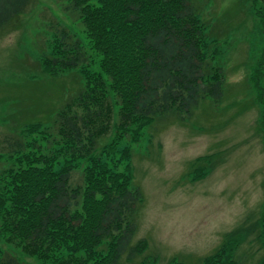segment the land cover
Returning a JSON list of instances; mask_svg holds the SVG:
<instances>
[{"label": "trees", "instance_id": "trees-1", "mask_svg": "<svg viewBox=\"0 0 264 264\" xmlns=\"http://www.w3.org/2000/svg\"><path fill=\"white\" fill-rule=\"evenodd\" d=\"M34 1L0 0V30ZM63 1L74 13L80 11L100 70L85 68L81 42L67 28L51 25V49L31 69L40 77L21 84L28 92L7 97L17 105L8 124L21 123L9 126L0 150V158L6 155L18 165L8 180L0 173L6 181L0 188V236L14 249L51 264H152L148 257L135 262L146 248L145 239L132 242L144 196L133 185L125 133L150 140L154 121H187L203 100L222 97L221 71L206 57L210 37L199 14L202 3ZM252 11L264 22V10ZM75 70L78 86L53 110L42 99L40 83ZM213 161L214 154L198 156L189 179L205 177ZM77 169L81 182L72 184ZM247 241L261 252L256 263L240 252ZM0 264L25 263L2 250ZM197 264H264V205L248 225L241 222L224 232L220 244Z\"/></svg>", "mask_w": 264, "mask_h": 264}, {"label": "rangeland", "instance_id": "rangeland-1", "mask_svg": "<svg viewBox=\"0 0 264 264\" xmlns=\"http://www.w3.org/2000/svg\"><path fill=\"white\" fill-rule=\"evenodd\" d=\"M199 1L210 37L206 57L220 69L224 93L217 101L203 100L187 121H154L150 140L145 135L134 139L126 131L133 185L144 196L132 242L145 239L146 248L135 262L148 257L152 264H175L172 259L197 264L220 244L224 232L241 222L248 225L264 205V22L252 14L264 10V0L256 5L253 0ZM65 6L63 0H35L14 24L0 30V150L9 126L21 123L8 124L17 105L7 97L28 92L21 84L40 77L37 69H31L51 49V25L67 28L81 42L85 68L100 70L99 55L87 39L80 11ZM75 72L40 83L47 106L55 110L71 96L79 82ZM116 113L115 107V117ZM212 154L211 171L191 181L188 172L195 159ZM118 164L123 167L121 161ZM17 167L6 155L0 158L5 180ZM81 177V169L74 170L71 183L81 182ZM5 182L0 179V188ZM12 246L0 236V251L13 253L25 264H51ZM256 249V243L247 241L240 252L256 263L261 253Z\"/></svg>", "mask_w": 264, "mask_h": 264}]
</instances>
